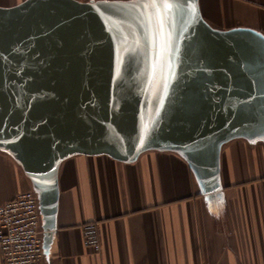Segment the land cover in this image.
I'll list each match as a JSON object with an SVG mask.
<instances>
[{
	"label": "water",
	"instance_id": "95a60500",
	"mask_svg": "<svg viewBox=\"0 0 264 264\" xmlns=\"http://www.w3.org/2000/svg\"><path fill=\"white\" fill-rule=\"evenodd\" d=\"M128 3L107 0V12L75 0L0 8V145L43 182L73 151L179 149L196 169L212 160L216 171L224 142L264 138L249 134L264 126V98H233L229 89L264 65L222 70L250 48L196 22L172 39L166 29L150 32L120 7ZM36 192L43 207L46 189Z\"/></svg>",
	"mask_w": 264,
	"mask_h": 264
},
{
	"label": "crops",
	"instance_id": "0c3cea01",
	"mask_svg": "<svg viewBox=\"0 0 264 264\" xmlns=\"http://www.w3.org/2000/svg\"><path fill=\"white\" fill-rule=\"evenodd\" d=\"M26 1L0 0V8ZM196 3L195 14L183 3L176 9L171 30L165 14L168 38L190 32L196 22L214 37L228 36L251 51L260 47L264 0ZM248 53L227 57L223 73L254 70L261 60ZM231 87L233 98H264V73ZM206 161L196 169L182 150L168 148L73 151L54 160L43 182L0 145V205L46 189L47 203L40 208L46 264H264V138L224 142L216 171ZM92 221L100 223L99 253L83 243L82 227Z\"/></svg>",
	"mask_w": 264,
	"mask_h": 264
},
{
	"label": "built area",
	"instance_id": "2783aa9c",
	"mask_svg": "<svg viewBox=\"0 0 264 264\" xmlns=\"http://www.w3.org/2000/svg\"><path fill=\"white\" fill-rule=\"evenodd\" d=\"M87 2L99 0H84ZM41 203L36 190H28L0 205V248L4 264H46ZM83 243L102 250L100 223L82 227Z\"/></svg>",
	"mask_w": 264,
	"mask_h": 264
},
{
	"label": "snow or ice",
	"instance_id": "6c2138e0",
	"mask_svg": "<svg viewBox=\"0 0 264 264\" xmlns=\"http://www.w3.org/2000/svg\"><path fill=\"white\" fill-rule=\"evenodd\" d=\"M182 3L185 10L190 9L192 14L198 11L196 0H130L127 5H120V7H127L132 13L139 16L151 32L153 28L157 31L163 29L166 13L169 17L168 28L171 30L173 24L176 22V9L180 8ZM99 4L101 7H105L106 12L111 7L107 4V0H99ZM250 55L253 58L259 57L262 65H264V40H262L258 49H252ZM261 96H264V93H261ZM249 99L255 98L250 96ZM249 134H264V126L258 129L256 133Z\"/></svg>",
	"mask_w": 264,
	"mask_h": 264
}]
</instances>
